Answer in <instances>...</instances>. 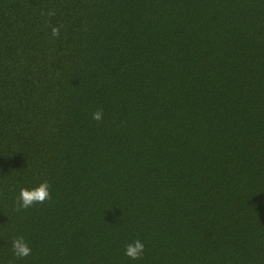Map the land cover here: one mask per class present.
I'll use <instances>...</instances> for the list:
<instances>
[{"label": "trees", "instance_id": "trees-1", "mask_svg": "<svg viewBox=\"0 0 264 264\" xmlns=\"http://www.w3.org/2000/svg\"><path fill=\"white\" fill-rule=\"evenodd\" d=\"M0 264H264V0H0Z\"/></svg>", "mask_w": 264, "mask_h": 264}, {"label": "clouds", "instance_id": "clouds-1", "mask_svg": "<svg viewBox=\"0 0 264 264\" xmlns=\"http://www.w3.org/2000/svg\"><path fill=\"white\" fill-rule=\"evenodd\" d=\"M49 15H54V13H49ZM51 35L58 38L60 36V27L51 26ZM92 118L97 122H102L103 110H95L92 113ZM50 199L51 192L47 181H44L31 189L28 187H22L19 190V195L17 197L16 210L19 212L34 205L43 204ZM12 251L15 257L25 258L31 255L32 249L25 237L23 235H19L12 240ZM144 252L145 244L140 238H137L134 241L125 244L124 246V254L132 260L141 259Z\"/></svg>", "mask_w": 264, "mask_h": 264}]
</instances>
